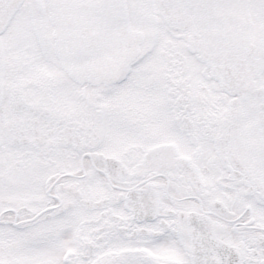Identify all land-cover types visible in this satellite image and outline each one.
Segmentation results:
<instances>
[{"label":"snow or ice","instance_id":"6c2138e0","mask_svg":"<svg viewBox=\"0 0 264 264\" xmlns=\"http://www.w3.org/2000/svg\"><path fill=\"white\" fill-rule=\"evenodd\" d=\"M0 264H264V0H0Z\"/></svg>","mask_w":264,"mask_h":264}]
</instances>
